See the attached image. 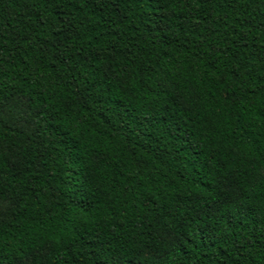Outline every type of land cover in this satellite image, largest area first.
Listing matches in <instances>:
<instances>
[{"label": "trees", "instance_id": "16d2710c", "mask_svg": "<svg viewBox=\"0 0 264 264\" xmlns=\"http://www.w3.org/2000/svg\"><path fill=\"white\" fill-rule=\"evenodd\" d=\"M261 104L264 0H0V264H264Z\"/></svg>", "mask_w": 264, "mask_h": 264}, {"label": "snow or ice", "instance_id": "6c2138e0", "mask_svg": "<svg viewBox=\"0 0 264 264\" xmlns=\"http://www.w3.org/2000/svg\"><path fill=\"white\" fill-rule=\"evenodd\" d=\"M261 108H264V104H261ZM228 147H229V148H231V147H232V145H228ZM237 147H240V146H237ZM24 264H28V262H27V261H25V262H24Z\"/></svg>", "mask_w": 264, "mask_h": 264}]
</instances>
